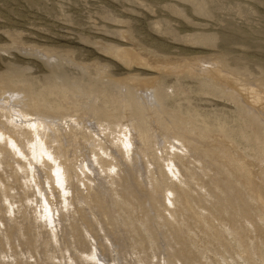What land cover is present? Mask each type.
Here are the masks:
<instances>
[{
    "label": "rangeland",
    "instance_id": "rangeland-1",
    "mask_svg": "<svg viewBox=\"0 0 264 264\" xmlns=\"http://www.w3.org/2000/svg\"><path fill=\"white\" fill-rule=\"evenodd\" d=\"M0 102V264H264V0H0Z\"/></svg>",
    "mask_w": 264,
    "mask_h": 264
},
{
    "label": "bare ground",
    "instance_id": "bare-ground-1",
    "mask_svg": "<svg viewBox=\"0 0 264 264\" xmlns=\"http://www.w3.org/2000/svg\"><path fill=\"white\" fill-rule=\"evenodd\" d=\"M118 54H120L121 56H127V57H130V58H131V55H130L131 53H129L127 50H119ZM2 98H3V97H2ZM2 98H1V102H2ZM4 100H5V98H4ZM7 101H8V100H7ZM7 101L5 100V102H7ZM11 101H12V100H11ZM1 102H0V103H1ZM16 107H19V105H17ZM16 107H15V108H16ZM21 109H22V108H21ZM19 110H20V109H14V107H13V108H11V107L9 108V106H4V104H3V105L0 104V116L5 117L4 119H5L7 122H9V124L12 123L13 125H12V124H11V125H12V127H13V129H14V132H13L14 135H12V134L9 135V134H8V136H7V134H5V133H3V132L0 131V139H3V141H4V143H3V145H4V146H3L4 149L7 150V144H8V145H10L11 148L16 149L14 153H17V152H18L19 155L21 154L22 157H23V156L25 157L28 153H25L24 149L21 148V147H19L20 144L17 142L18 139L25 138V141L28 139V141H26V142H31V147H30V148L28 147L29 150L31 149L30 151H31L33 154H35V155L38 157V159L41 160V162H42V161H43V162H48V157L51 158L52 161L54 160V162H55V159H56V158L54 157L55 159H53V157H52L53 154L51 155V152L48 150L49 148L47 147L46 142L43 140V137L41 136V134H42L41 132H43L44 129H46L45 123L43 124V122L40 121V119L36 120V119H37L36 117H35L36 119H27V118H24V119H26V123L24 122V123L26 124V127H25V128H27L28 130H23L24 123H23L22 121L18 120V121H19L18 124H19V125H20V124L23 125V126L21 127V128H22V130H21V128L17 127V126L15 125L16 123L12 120L13 116H15L16 118H21V117L25 116L24 113H23V115H22V114H19V113H21V111H19ZM12 111H13V115H12ZM14 112H16V113L14 114ZM25 113H27V112H25ZM37 113H38V112H37ZM33 114H34V113H33ZM20 115H21V117H20ZM40 115H42V114H40ZM26 116H28V114H27ZM33 116H34V115H33ZM33 116H32V118H33ZM44 116H46V115H44ZM28 118H29V117H28ZM73 119H74V118H73ZM1 120H2V119H0V121H1ZM15 120H17V119H15ZM50 120H51V119H50ZM57 120H58V119H57ZM18 121H17V122H18ZM46 121H47V120H46ZM51 121H52V120H51ZM2 122L4 123L3 120H2ZM13 122H14L15 124H14ZM71 122H72V121H71ZM52 124H53V123H52ZM52 124H51V126H52ZM64 124H66V123H64ZM77 124H78V123H77ZM2 125H3V124H2ZM4 125H6V124H4ZM4 125H3V127H5ZM87 125H88V124H87ZM66 126H68V128H69V124H68V123H67ZM83 126H84V125H83ZM8 127H9V125H8ZM48 127H49V126H48ZM58 127H59V126H58ZM74 127H75V126H74ZM74 127H73V128H74ZM84 127H85V126H84ZM90 127H92V126H90ZM54 128L56 129L57 127H54ZM70 128H71V127H70ZM52 129H53V128H52ZM52 129H50V130H52ZM55 129H54V130H55ZM65 129H66V128H65ZM92 129H93V128H92ZM98 129H99V127H98ZM124 129H125V128H124ZM126 129H127V128H126ZM7 130H8V129H7ZM11 130H12V128H11ZM11 130H10V131H11ZM57 130H58V129H57ZM57 130H56V131H57ZM63 130H64V129H63ZM63 130H62V131H63ZM70 130H72V129H70ZM70 130H69V131H70ZM85 130H86V129H85ZM89 130H90V128H89ZM89 130H88V131H89ZM100 130H103V129H99V131H100ZM121 130H122V129H121ZM45 131H46V130H45ZM72 131H73V130H72ZM72 131H71V132H72ZM92 131H93V130H92ZM94 131H95V130H94ZM119 131H120V130H119ZM130 131H131V130H130ZM47 132H48V131H47ZM52 132H53V131H52ZM65 132H66V130H65ZM73 132H74V131H73ZM73 132H72V133H73ZM81 132H83V131H81ZM81 132H80V133H81ZM100 132H102V131H100ZM123 132H124V131H123ZM125 132H126V131H125ZM44 133H46V132H44ZM55 133H56V132H55ZM66 133H67V132H66ZM74 133H76V132H74ZM77 133H78V132H77ZM91 133H92V132H91ZM94 133H95V135H96V134L99 135V133H96V131H95ZM120 133H121V132H120ZM58 134H59V133H58ZM78 134H79V133H78ZM78 134H77V135H78ZM86 134H87V131H86ZM89 134H90V132H89ZM128 134H129V132H128ZM52 135H53V134H52ZM73 135H74V134H73ZM79 135H80V134H79ZM82 135H83V134H82ZM84 135H85V134H84ZM92 135H93V133H92ZM95 135H94V136H95ZM126 135H127V134H126ZM59 136H60V135H59ZM59 136H58V137H59ZM70 136H71V134H70ZM70 136H69V137H70ZM89 136H90V135H89ZM89 136H88V138H89ZM16 137L18 138L17 140L15 139ZM28 137H29V138H28ZM66 137H67V136H66ZM71 137H72V136H71ZM71 137H70V138H71ZM75 137H78V136L75 135ZM75 137L73 136V138H75ZM79 137H80V136H79ZM79 137H78V138H79ZM86 137H87V136H86ZM97 137H98V136H97ZM133 137H134V136H133ZM144 137H145V136L143 135V136H141L140 138L144 141L145 138H146V137H145V138H144ZM56 138H57V137H56ZM70 138H69V139H70ZM80 138H81V137H80ZM82 138H85V137L82 136ZM88 138H87V139H88ZM99 138H100V136H99ZM102 138H103V137H102ZM127 138H128V137H127ZM143 138H144V139H143ZM69 139H68V140H69ZM89 139H90V138H89ZM92 139H94V138H92ZM124 139H125V137H124ZM131 139H132V138H131ZM21 140H22V139H21ZM71 140H72V139H71ZM73 140H74V139H73ZM75 140H76V139H75ZM80 140H81V139H80ZM94 140H95V139H94ZM100 140H101V139H100ZM121 140H122V139H121ZM22 141H23V140H22ZM46 141H47V140H46ZM58 141H59V140H58ZM77 141H78V139H77ZM81 141H82V140H81ZM87 141H88V140H87ZM90 141H91V140H90ZM60 142H61V141H60ZM63 142H64V141H63ZM88 142H89V141H88ZM120 142H121V141H120ZM129 142H130V141H129ZM0 143H1V142H0ZM22 143H23V142H22ZM54 143H55V142H54ZM67 143H68V142H67ZM124 143H125V142H124ZM127 143H128V142H127ZM132 143H133V141H132ZM143 143H144V142H143ZM1 144H2V143H1ZM1 144H0V146H1ZM27 144L30 145V143H27ZM51 144H52V143H51ZM51 144H50V145H51ZM119 144H120V143H119ZM60 145H61V144H60ZM131 145H132V144H131ZM48 146H49V145H48ZM103 146H104V145H103ZM124 146H125V145H124ZM3 147H2V148H3ZM10 147H8V148H10ZM23 147H24V146H23ZM61 147H62V146H61ZM61 147H60V148H61ZM54 148H55V147H54ZM83 148H84V147H83ZM52 149H53V147H52ZM62 149H63V148H62ZM66 149H67V148H66ZM81 149H82V148H81ZM100 149H101V148H100ZM124 149H125V148H124ZM2 150H3V149H2ZM25 150H26V148H25ZM53 150H54V149H53ZM59 150L61 151V149H59ZM72 150H73V149H72ZM119 150H120V149H119ZM13 151H14V150H13ZM30 151H29V152H30ZM51 151H52V150H51ZM55 151H56V150H55ZM55 151H52V152L55 153ZM67 151H68V150H67ZM138 151H139V150H138ZM0 152H2V151H0ZM6 152H8V151H6ZM11 152H12V150H11ZM98 152H99V151H98ZM57 153H58V152H57ZM57 153H55V154H57ZM66 153H67V152H66ZM78 153H79V152H78ZM1 154H2V153H1ZM3 154H4V152H3ZM64 154H65V151H64ZM95 154H97V153L95 152ZM98 154H99V153H98ZM28 155H30V154H28ZM78 155H79V154H78ZM82 155H83V154H82ZM93 155H94V154H93ZM101 155H102V154H101ZM53 156H54V155H53ZM64 156H65V155H64ZM95 156H96V155H95ZM97 156H98V155H97ZM1 157H2V156H1ZM1 157H0V159H1ZM8 157H9V156H8ZM13 157H14V156H13ZM13 157H12V158H13ZM26 157H27V156H26ZM26 157H25V158H26ZM71 157H72V156H70V157H68V158H71ZM100 157H101V156H100ZM16 158L18 159L17 156H16ZM66 158H67V157H65V159H66ZM95 158H96V157H95ZM102 158H103V157H102ZM119 158H120V157H119ZM14 159H15V157H14ZM28 159H29V157H28ZM63 159H64V157H63ZM63 159H62V160H63ZM65 159H64V161H65ZM71 159H72V158H71ZM74 159H75V158H74ZM74 159H72V160H74ZM83 159H84V157H83ZM100 159H101V158H100ZM15 160H16V159H15ZM15 160H14V161H15ZM34 160H35V159H34ZM45 160H46V161H45ZM56 160H57V159H56ZM72 160H71V161H72ZM80 160H81V159H80ZM87 160H88V159H87ZM90 160H91V159H90ZM93 160H94V159H93ZM96 160H97V159H96ZM0 161H1V163L3 162L2 160H0ZM20 161H21V159H20ZM31 161H32V159H31ZM31 161H29V163H28V162H27V163L32 165V162H31ZM59 161H60V160H58V162H59ZM64 161H63V162H64ZM67 161H68V160H67ZM82 161H84V160H82ZM82 161H81V162H82ZM97 161H98V160H97ZM97 161H96V163H97ZM54 162H53V163H54ZM56 162H57V161H56ZM60 162H61V161H60ZM60 162H59V163H60ZM65 162H66V161H65ZM74 162H75V161H74ZM77 162H79V161H77ZM91 162H92V161H91ZM99 162H100V161H99ZM103 162H104V160H103ZM1 163H0V165H1ZM6 163H7V162H6ZM33 163H35V162L33 161ZM48 163H49V162H48ZM53 163H52V164H53ZM72 163H73V162H72ZM72 163H70V165H71ZM82 163H83V162H82ZM82 163H81V164H82ZM87 163H88V162H87ZM4 164H5V163H4ZM4 164H3V165H4ZM20 164H21V163H20ZM45 164H46V163H45ZM77 164H78V163H77ZM89 164H90V163H89ZM97 164H98V163H97ZM5 165H6V164H5ZM12 165H13V164H12ZM18 165H19V164H18ZM50 165H51V163H50ZM85 165H86V164H85ZM15 166H17V165L15 164ZM19 166H20V167H19ZM19 166H18V167H19L20 169H23V166H25V165H23V166H22V165H19ZM61 166H63V165H61ZM72 166H73V165H72ZM75 166H76V165H75ZM90 166H91V165H90ZM5 167H6V166H5ZM8 167H9V166H8ZM8 167H7V168H8ZM31 167H32V166H31ZM35 167H36V165H35ZM70 167H71V166H69V168H70ZM81 167H82V166H81ZM86 167L88 168V166H86ZM86 167H85V168H86ZM99 167H101V166H99ZM32 168H33V167H32ZM61 168H62V167H61ZM61 168H59V167L56 165V168L53 169V170H55V172H58V173H59ZM63 168H66V166L63 167ZM95 168H96V167H95ZM107 168H108V166H107ZM38 169H39V168H38ZM38 169H37V170H38ZM48 169H49V168H48ZM50 169H51V168H50ZM70 169H71V168H70ZM80 169H81V168H80ZM90 169L92 170V168H90ZM5 170H6V169H5ZM23 170H24V169H23ZM31 170H33V169H31ZM34 170H35V169H34ZM34 170H33V171H34ZM39 170H40V169H39ZM39 170H38V171H39ZM95 170H96V169H95ZM103 170H104V169H103ZM24 171H25V170H24ZM44 171H46V168H45ZM47 171H48V170H47ZM72 171H74V170H72ZM77 171H78V169H77ZM77 171H76V172H77ZM81 171H82V170H81ZM83 171H84V170H83ZM6 172H7V171H6ZM16 172H17V171H16ZM26 172H27V171H26ZM30 172H31V171H30ZM40 172H41V170H40ZM40 172H39V173H40ZM62 172H64V171H62ZM62 172H61V173H62ZM84 172H85V171H84ZM84 172H83V173H84ZM94 172H95V171H94ZM32 173H33V172H32ZM42 173H43V170H42ZM42 173H41V174H42ZM45 173H46V172H44V174H45ZM64 173H65V172H64ZM2 174H5V173H2ZM41 174H40V175H41ZM46 174H47V173H46ZM48 174H49V173H48ZM51 174H52V173H51ZM74 174H75V173H74ZM5 175H7V174H5ZM38 175H39V174H38ZM52 175H53V174H52ZM65 175H66V174H64V176H65ZM76 175H78V174L76 173ZM76 175H75V176H76ZM94 175H95V174H94ZM24 176H25V175H24ZM36 176H37V175H36ZM46 176H48V175H46ZM57 176H58V175H57ZM62 176H63V175H62ZM66 176H67V175H66ZM68 176H70V175H68ZM75 176H74V177H75ZM85 176H86V174H85ZM29 177H30V176H29ZM52 177H53V176H52ZM77 177H78V176H77ZM77 177H76V178H77ZM94 177H95V176H94ZM101 177H102V176H101ZM2 178H4V177H2ZM50 178H51V176H50ZM56 178H57V177H56ZM66 178H67V177H66ZM68 178H69V177H68ZM79 178H80V177H79ZM79 178H78V179H79ZM83 178H84V177H83ZM88 178H89V177H88ZM88 178H87V179H88ZM102 178H103V177H102ZM36 179H37V178H36ZM38 179H39V178H38ZM38 179H37V182H38ZM63 179H64V177H63ZM78 179H76V180L78 181ZM93 179H94V178H93ZM2 180H3V179H2ZM46 180H47V179H46ZM74 180H75V179H74ZM99 180H100V179H99ZM4 181H5V180H4ZM39 181H40V180H39ZM52 181H53V178H52ZM52 181H51V182H52ZM64 181L66 182V180H64ZM64 181H63V182H64ZM91 181H92V180H91ZM43 182H44V181H43ZM67 182H68V181H67ZM74 182H75V181H73V184H74ZM4 183H5V182H4ZM38 183H39V182H38ZM76 183H77V182H76ZM99 183H100V182H99ZM2 184H3V183H2ZM5 184H6V183H5ZM35 184H37V183H35ZM42 184H43V183H41V185H42ZM48 184H50V181H49ZM48 184H47V185H48ZM51 184H52V183H51ZM51 184H50V185H51ZM57 184H58V183H57ZM62 184H63V183H62ZM65 184H66V183H65ZM85 184H86V183H85ZM38 185H39V184H38ZM38 185H37V186H38ZM50 185H49V187H50ZM63 185H64V184H63ZM66 185H67V184H66ZM66 185H65V186H66ZM69 185H70V183H69ZM69 185H68V186H69ZM88 185H89V184H88ZM55 186H56V185H55ZM55 186H53V187H55ZM65 186H64V187H65ZM71 186H72V185H71ZM96 186H97V185H96ZM6 187H7V186H6ZM8 187H9V186H8ZM42 187H43V186H42ZM49 187H48V188H49ZM53 187L51 188V190L54 189ZM74 187H75V186H74ZM38 188H39V186H38ZM38 188H37V189H38ZM81 188H82V187H81ZM85 188H86V187H85ZM49 189H50V188H49ZM67 189H70V188H67ZM39 190H40V188H39ZM39 190H38V191H39ZM41 190H42V188H41ZM41 190H40V191H41ZM44 190H45V189H44ZM63 190H65V189H63ZM81 190H82V189H81ZM83 190H84V189H83ZM41 192H42V191H41ZM51 192H52V191H51ZM72 192H73V191H72ZM45 193H47V192H45ZM73 193H74V192H73ZM42 194H44V193H42ZM52 194H54V193H52ZM58 194H59V192H58ZM66 194H67V193H66ZM5 195H6V194H5ZM59 195H60V194H59ZM59 195H58V196H59ZM63 195H64V194H63ZM46 196H47V195H46ZM46 196H45V197H46ZM66 196H67V195H66ZM71 196H73V195H71ZM79 196H80V195H79ZM45 197H44V198H45ZM64 197H65V196H64ZM64 197H63V198H64ZM45 199H46V198H45ZM48 199H49V198H48ZM65 199H66V197H65ZM57 200H58V199H57ZM53 201H55V200H53ZM59 201H60V200H59ZM68 201H69V200H68ZM70 201H71V200H70ZM60 202H61V201H60ZM70 203H71V202H70ZM51 204H53V203H51ZM68 204H69V203H68ZM89 204H90V203H89ZM48 205H49V204H48ZM37 206H38V205H37ZM53 206H54V204H53ZM55 206H56V205H55ZM55 206L52 207V208H55ZM49 207H51V206H49ZM49 207H48V208H49ZM40 208H41V207H40ZM52 208H51V209H52ZM56 208H57V207H56ZM49 210H50V209H49ZM54 210H55V209H54ZM50 211H51V210H50ZM51 212H52V211H51ZM57 212H58V210H57ZM45 213H46V212H45ZM53 213H55V212H53ZM45 216H46V215H45ZM48 216H49V215H48ZM50 217H51V216H50ZM54 220H55V219H54ZM54 220H53V221H54ZM52 224H53V223H52ZM57 227H58V226H57ZM112 244H113V243H112ZM112 246H113V245H112ZM114 247H115V246H114ZM97 249H98V248H97ZM115 250H116V247H115ZM97 260H98V259H97ZM115 260H116V259H115ZM123 260H124V259H123ZM123 260H122V261H123ZM104 261H105V260H104ZM122 261H121V262H122ZM101 262H102V261H101ZM105 263H106V262H105ZM121 264H122V263H121Z\"/></svg>",
    "mask_w": 264,
    "mask_h": 264
}]
</instances>
